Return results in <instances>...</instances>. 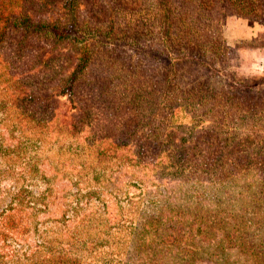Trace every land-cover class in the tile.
I'll list each match as a JSON object with an SVG mask.
<instances>
[{
    "label": "trees",
    "instance_id": "trees-1",
    "mask_svg": "<svg viewBox=\"0 0 264 264\" xmlns=\"http://www.w3.org/2000/svg\"><path fill=\"white\" fill-rule=\"evenodd\" d=\"M18 2L0 0V49L3 45L10 47L17 56L27 36L65 42L69 45L68 51L74 66L68 77H65L60 95H65L69 102H73V96L79 88L85 89L83 97L76 101L80 110L78 114L66 121H53L52 124L50 119L53 112L49 96L40 100L32 99L31 94L19 95L22 106L20 114L28 115L29 120L24 125H9L6 136L0 135V160L14 157L19 162L15 176L28 182L13 188L8 202L0 209V264H22L20 260L24 261L23 264H195L203 259L210 264H264L262 182L255 187L256 192L248 188V195L236 187L230 189L218 182L221 190L207 198L205 191L211 190V187H195L186 179L189 185H178L171 191L164 190L163 194L166 195L158 190L156 194L162 197L146 201L142 207L138 206L140 209L136 207V218L123 214V208L118 204L132 202L126 192L115 190L112 184L111 190L107 192L112 196L109 201L98 202L100 212L92 210L90 204L92 199H98L99 192L91 189L82 191L78 183L83 179L95 184L107 180L111 182V176L106 179L104 168L99 166L102 160H113L116 166L128 163L138 167L143 161L141 157L145 156L151 162L143 165L142 169L155 161L151 169L155 170L156 166L167 161V166L175 168V174L186 168H197V164L202 166L199 174L209 176L210 180L211 175L217 173V166L223 164L225 144L213 155L205 151L210 148V142H218L216 139L222 138L216 136L217 132L214 138L208 139L205 135L202 140L187 139L188 134L200 125L201 116H193L187 128L188 133L171 142L164 133L172 126H178L174 124L177 112L183 108L180 103L192 100L194 95H174L167 89L169 82H165L161 76L159 83L163 84L159 85L160 89L154 83L148 92L144 88L131 86L129 80L133 74L108 55L114 49L128 47L152 62L165 64L166 68L169 65L168 58L151 50V44H146L151 41L148 36L151 30L149 27L152 26H149L150 21L130 27L131 23L125 20L132 13L129 14L126 0H107V9L97 1L91 2L88 8L91 18L85 22L78 20L74 13L76 0H62L65 12L62 21H57L58 27L44 21L31 22L28 15L16 10ZM41 2L43 6L50 4L49 0ZM166 10L164 8L161 12V22L167 21ZM143 47L148 51L142 52ZM94 107L95 110L100 109L109 122V126L101 127L98 135L94 131L83 132L78 127L89 121ZM156 107L161 109L154 116ZM169 109L173 111L170 114L172 120L165 123L169 119ZM34 111L40 119L35 120L34 115L29 114ZM162 115L166 116L161 118ZM111 120L116 125H112ZM160 124H166L163 132L159 130ZM138 129L142 130L140 136L144 134L142 140L132 138ZM23 130H29L33 135L29 137ZM20 131V135L13 134ZM38 133L54 135L52 144H58L57 151L61 154L67 152L69 163L66 165L72 166V174L62 175L66 177L67 185L59 190V197H56L50 183L57 179L60 170L65 173V164L61 163L57 168L49 160L39 161L38 139L35 138ZM82 133L85 135L82 136ZM222 141L224 143L225 139ZM200 142L206 146L204 149L196 153L187 152ZM188 144L192 145L185 149ZM85 159L91 161L86 162ZM11 166L9 172L13 174ZM46 171H50L51 175L47 176ZM229 174L232 175L231 172ZM34 178L43 181L45 185L39 195H34L28 187ZM134 180L135 183H127L125 187L144 183ZM67 186L69 189L64 193ZM67 197L71 201L65 204L66 209L57 220L65 222V248L59 247L61 242L54 239H43L42 242L34 240L32 246L26 244L30 236L38 233L37 226L44 223L37 222V216L45 213L47 206L53 205L55 200ZM18 249L24 251L18 254ZM45 253L49 257L41 259L39 255ZM90 255L95 259L87 262Z\"/></svg>",
    "mask_w": 264,
    "mask_h": 264
},
{
    "label": "rangeland",
    "instance_id": "rangeland-1",
    "mask_svg": "<svg viewBox=\"0 0 264 264\" xmlns=\"http://www.w3.org/2000/svg\"><path fill=\"white\" fill-rule=\"evenodd\" d=\"M49 1L50 4L46 3L43 6L41 0H19L16 10L23 11L31 22L44 21L58 27L57 21H62L65 12L62 9V0ZM93 1H97L104 9L108 7L107 0H76L74 13L78 20L85 22L91 18L88 8ZM126 2L129 4V14L132 13L125 20L131 23L130 27H133V24L138 26L143 21H150L149 26H152L149 27L151 30L148 36L151 37V41L146 44H151V50L168 58V68L165 64L161 65L135 54L128 47L114 49L112 54L108 55L114 57L117 64H122V68L133 74L132 79L129 80L131 86L144 88V91L148 92L154 83L160 89L159 85L163 83H159V80L162 77L165 82H169L167 89L174 95L178 93H181V96L194 95L192 100L188 99L186 103H180L183 108L177 112L178 117L177 120L175 118L174 124L178 126L166 130L164 136L168 135L171 142L176 137H184L188 133L187 128L191 118L201 116L200 125L188 134L187 139L202 140L205 135L208 139L214 138L217 132L216 136L222 138H217L218 142H210V148L205 152L215 155L220 146L225 144L223 164L217 166V173L211 175L209 180V176L199 174L202 166L197 164V168H186L175 174V168L167 166V161L156 166L155 170H151L155 161L149 167L142 169L143 165L151 162L145 156L141 157L140 160L143 161L138 167L128 163L116 166L113 160H102L99 166L104 168L106 179L111 176L109 178L111 182L108 183L107 180L95 184L83 179L78 183V188L82 191L91 189L99 192L98 199H92L90 204L92 210L101 211L97 208V205L100 207L98 202L109 201L112 196L107 192L113 185L115 190L126 192L132 202L118 204L123 208V214L131 218H136L138 213L134 212L136 207H142L146 201L166 195L163 194L164 190L171 191L175 189L173 187H179L178 185L191 183L195 187L198 185L211 187V190L205 191L204 195L207 198L221 190L218 182L230 189L236 187L246 195L248 188L256 192L255 187L258 184L262 182L264 186V0H126ZM164 8L167 9V21L161 22L160 16ZM68 46L65 42H56L55 39L27 36L22 51L15 56L10 47L3 45L0 49V106L2 107L0 135L6 136V131L9 130L6 128L9 125H24L29 120L28 115L20 114L22 106L19 103V95L25 93L31 94L32 99L41 100L49 96L53 112L51 124L56 120L66 121L78 114L80 110L76 101L83 97L85 88L80 87L78 92L75 90L77 93L73 96V102H69L65 95H60L65 77H68L74 66ZM147 51L148 49L143 47L142 52ZM202 94L204 95L196 97ZM158 109L161 108H154V116L160 111ZM91 112L89 121L79 124L78 127L83 132L94 131L98 135L101 127L109 126V122L100 109L95 110L94 107ZM171 112L173 111L169 109L167 112L169 119L165 123L172 120ZM29 114H33L35 120L41 118L35 111ZM165 116L162 115L161 118ZM216 118L221 120L217 121ZM111 122L112 125H116L115 121L111 120ZM165 125L160 124V132H163ZM222 125L225 129L221 127ZM21 131L13 134L20 135ZM23 132L29 137L33 135L29 130ZM141 132L140 129L136 130L132 138L142 140L141 136L144 134L140 136ZM37 135L35 138L38 139L39 161L49 160L56 164L57 168L61 163L65 164V173L60 170L57 179L50 183L55 189L56 197H59V190L67 185L66 177L62 175H68L72 166L66 165L69 163L67 152L61 154L57 151L58 144H52L54 135L40 133ZM223 139H225L224 143H222ZM191 145H186L185 149L190 148ZM205 147L200 142L187 152L196 153ZM85 161L91 160L85 159ZM18 164L14 157L0 160V172H2L0 190L4 191L3 194L0 192V209L8 202L13 188L26 185L28 182L15 176L18 172V169H15ZM9 166L13 168V174L9 172ZM46 175L50 176L51 172L46 171ZM134 179L144 183L140 186L136 184L134 187H125L127 183H135ZM186 179L190 180L189 184H186ZM252 183L253 187L250 186ZM30 184L28 187L34 195H39L45 189L43 181L38 178L32 179ZM68 189L69 186L65 188L64 193ZM158 190L162 195L156 194ZM69 191L72 192L71 189ZM70 201V197H67L64 200H55L53 205L47 206V211L39 214L36 219L37 222L44 223L37 226L38 233L30 236L26 244L32 246L34 240L42 242L43 239H54L61 242L59 247L65 248V222L61 223L57 220L66 209L65 204ZM23 251L18 249V254ZM39 257L45 259L49 254H40ZM94 259L90 255L87 257V262ZM19 263L23 264L24 261L20 260ZM195 264L210 263L203 259Z\"/></svg>",
    "mask_w": 264,
    "mask_h": 264
}]
</instances>
